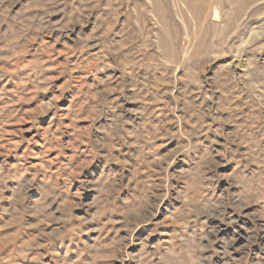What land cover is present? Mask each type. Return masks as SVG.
Wrapping results in <instances>:
<instances>
[{"label": "rangeland", "instance_id": "1", "mask_svg": "<svg viewBox=\"0 0 264 264\" xmlns=\"http://www.w3.org/2000/svg\"><path fill=\"white\" fill-rule=\"evenodd\" d=\"M0 264H264V0H0Z\"/></svg>", "mask_w": 264, "mask_h": 264}]
</instances>
